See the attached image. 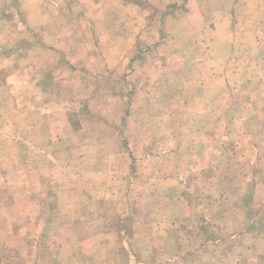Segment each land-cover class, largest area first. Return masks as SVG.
Masks as SVG:
<instances>
[{
    "label": "crops",
    "instance_id": "crops-1",
    "mask_svg": "<svg viewBox=\"0 0 264 264\" xmlns=\"http://www.w3.org/2000/svg\"><path fill=\"white\" fill-rule=\"evenodd\" d=\"M60 1L67 2L69 9L58 13L67 21L63 19L54 32L57 45L46 46L41 41L29 66L34 73L36 66L40 70L37 68V74L27 78L31 91L26 95L23 128L24 201H17L14 188L7 192L8 203L2 205L4 193L0 192V211L8 210L7 215L12 217L9 222L0 213V232L2 226L6 232L2 237L0 234V245L7 244L8 255L7 263L0 259V264H129L128 260L117 262L125 252L99 250L101 237L97 231L102 211L120 208L125 212L120 223L127 222L132 209L128 187L124 190L118 185L127 177L126 170L132 167L135 172V163L138 174L150 167L146 177L154 181L165 170V152L155 149L157 146H169V152H174L172 157L180 162L203 141L209 145L208 130L214 126L219 130V125L224 129L226 115L233 121L235 113L240 114V110L223 106L226 83H264V0H147L151 12L145 0ZM28 10L34 19L32 25L40 24L43 7ZM148 17L154 20L151 27L146 22ZM82 28L83 39H75L76 30ZM156 29L158 36L167 32L166 42H155L152 48L142 51ZM41 31L48 36L53 33L46 25ZM65 31L70 32L69 42L61 48ZM49 51H64L67 63L51 61ZM229 65L230 72L226 69ZM245 72H249L247 77ZM254 93L255 99L262 97L261 90ZM209 101L216 104L214 109L208 107ZM130 115L137 117L130 120ZM213 115H217L215 124L210 122ZM122 123L124 133L129 129L141 131L137 148L151 146L152 154H128L127 158L125 149L130 151V140L120 133ZM244 124L229 123L228 130ZM159 133L167 134V138L157 139L155 144L154 136ZM90 144L94 146L90 150L94 153L92 162L86 151ZM178 149L183 154L177 156ZM171 165L176 169V163L170 161L169 172ZM194 169L197 174H191L188 180L200 174L194 166L189 167L191 172ZM89 171L94 177L103 175L104 185L82 187L80 182L85 181ZM174 175L165 177L171 180ZM53 178L61 179L64 186L49 190L46 181ZM113 178L114 188L109 183ZM222 204L219 200L217 206ZM202 205L212 212L211 216L219 218L214 215L215 203L205 207L202 200ZM34 211H38L37 219L41 216L42 227H38L41 234L36 244L30 226L36 228L38 222L33 220ZM15 218L20 220L18 225L24 223L28 228L24 234L8 230V223L16 225ZM111 219L112 215L104 225H111ZM201 235L196 236L201 252L210 244L219 246L231 241L221 234L209 239ZM108 238L112 240V235L108 236L105 229L104 240ZM147 244L155 243L149 240ZM237 251L234 244L229 249H218L215 264H231ZM194 253L196 249L190 250L189 256Z\"/></svg>",
    "mask_w": 264,
    "mask_h": 264
},
{
    "label": "rangeland",
    "instance_id": "rangeland-1",
    "mask_svg": "<svg viewBox=\"0 0 264 264\" xmlns=\"http://www.w3.org/2000/svg\"><path fill=\"white\" fill-rule=\"evenodd\" d=\"M144 4L151 12L152 5H148L147 0ZM35 6L43 7V13L39 15L42 21L40 24L36 23V26L32 25L34 19L30 17L28 10V7L34 10ZM67 9H69L67 2L63 4L60 0H0V192L4 193L2 205L8 203L7 192L14 188L17 201H24L21 193L23 192L25 166L23 128L25 107L28 102L26 95L31 91L27 78L37 74V68L40 70V67L36 66V73H34L30 71L29 66L32 56L34 57L36 51L40 49L41 41L46 46L47 43L50 46L51 44L57 45L56 29L63 19L67 21L66 18H59L58 13ZM146 22L151 27L154 20L148 17ZM156 24L159 25L157 20ZM42 25L50 27L53 33L49 36L44 35L41 31ZM157 33L159 31L156 29L155 35L147 38L146 45L141 48L142 51L152 48L155 42H166L167 32H161L160 36ZM69 34L68 31L64 32L66 40L61 43V48L68 44ZM84 35L83 28L82 30L77 29L75 39L82 40ZM58 52V54L48 52L51 61L58 59L57 62L61 65L67 63L65 52ZM226 69L230 72L231 65ZM248 74L249 72H245V77ZM234 89L235 91L232 92ZM253 90L256 92L261 90L262 97L255 99L254 94L256 93ZM247 92L248 95H246ZM262 98H264V83H226L223 106L226 110L229 108L240 110V114L236 112L235 119L232 121V116L226 115L227 111H225V128L222 129L219 125L221 129L216 130L217 126H214L207 132V139L211 145L206 146L203 141L201 147L198 146L191 150L188 147L189 157L185 159L184 156L180 162L179 159L172 157L174 152H169V146H161L162 148L157 146L155 149L165 152L162 153L165 170L160 172L163 174L158 175L154 181L147 180L146 177L150 167L142 168V172L145 173L140 171L138 174L136 163L135 173L132 167L129 168L130 161L128 160L129 170L125 172L127 177L123 183L119 182L118 185L120 188L123 186L124 190L128 187V198L132 204V209L126 217L129 220L124 224L120 223L125 213L120 208L103 210L101 225L98 226L97 231V235L101 237L100 247L102 249L99 248V250L101 252H125L117 262L128 260L129 264H215L214 258L217 250L229 249L234 244L238 251L235 258H231V264L235 262L259 264L260 261L264 264V99ZM215 106L214 102L209 101L208 107L214 109ZM255 109H258V112ZM136 117L130 115V120ZM216 118L217 115L211 116L210 122L215 124ZM237 122L245 124L235 130H228L229 123L236 124ZM124 125V123L120 125L123 127L120 133L130 140V151L125 149L127 158L129 159L128 154H134L136 157L152 154L151 146L145 149L137 148V138L140 137L141 131L129 129L124 133ZM230 128L234 129V127ZM185 134L189 133L185 132ZM165 137L167 138V134L159 133L154 136L156 141L153 142L156 144L157 139L163 141ZM216 144H219L218 149ZM93 147L92 144L86 146L87 157L91 162L94 153L90 150ZM184 148H182L183 151ZM131 150L134 151L131 152ZM183 151L178 149L177 156L183 154ZM170 161L176 163V169L171 165L170 172L177 174L171 180L165 177L171 174L169 172ZM192 166L197 168L200 174L195 180H188V176L197 174L195 169L192 172L189 170ZM91 173L94 172L89 171L87 177L83 178L85 181L80 182L82 187L104 185L103 175L94 177ZM182 173L184 175L181 176ZM13 174H15L14 177ZM57 179L46 181L49 190L64 186L62 180ZM109 183L114 188L115 178ZM106 186L110 189V185ZM202 200L205 207L207 205L211 207V202L215 203L216 207L213 209L215 213H213L218 214L219 218L211 216L212 212L203 208ZM219 200L222 201V206H217ZM36 201L33 200L35 203ZM111 202L113 200L107 201L109 204ZM141 203L145 204L144 209L141 208ZM251 204L253 206L250 209ZM221 209L223 212L218 213ZM0 213L2 217L4 216L2 219L9 221L8 218H11L12 220V217L7 215L8 210L1 209ZM110 215H112L111 225L105 226L104 222L107 220L108 224ZM40 217L37 219L38 211L33 212L34 222L38 220L36 228L30 224L34 244L37 242L36 237L41 234ZM18 218H15L16 225L8 223V226L11 225L8 230L14 229L16 233L24 234L28 228L24 223L18 225L20 221ZM2 229L1 237L6 234ZM105 229L108 236L112 235V240L109 238L104 240ZM219 234L223 238L228 237L231 241L219 246L210 244L206 246L208 250L203 249L202 252L198 250L199 241L196 240V236L201 235L202 238L209 239ZM149 240L155 244L148 245ZM5 247L7 244L0 245L1 263H7L8 255ZM250 247L254 249L250 250ZM194 249L196 253L189 256L190 250ZM255 249H257V255H254ZM173 254L179 255L178 258L175 259L176 256Z\"/></svg>",
    "mask_w": 264,
    "mask_h": 264
}]
</instances>
